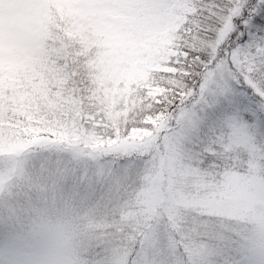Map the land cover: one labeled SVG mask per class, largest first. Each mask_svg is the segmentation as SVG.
Instances as JSON below:
<instances>
[{
    "label": "snow or ice",
    "instance_id": "obj_1",
    "mask_svg": "<svg viewBox=\"0 0 264 264\" xmlns=\"http://www.w3.org/2000/svg\"><path fill=\"white\" fill-rule=\"evenodd\" d=\"M159 6L171 24V42L152 56L144 78L110 97L77 90L69 79L51 96V113L14 117L0 96V143L26 137L36 148L78 145L81 164L66 183L89 203L112 200L155 173L162 158L175 156L158 215L119 225L104 248L119 244L123 264H253L243 258L238 234L217 217L190 211L176 228L168 210L180 191H212L201 189L198 174L218 181L227 169L243 166L235 143L241 134L264 157V0H160ZM53 58L70 74L63 51ZM100 144L105 147H85ZM18 239L0 264H31L23 258L29 237ZM194 239L205 251L188 259L182 248Z\"/></svg>",
    "mask_w": 264,
    "mask_h": 264
},
{
    "label": "rangeland",
    "instance_id": "obj_2",
    "mask_svg": "<svg viewBox=\"0 0 264 264\" xmlns=\"http://www.w3.org/2000/svg\"><path fill=\"white\" fill-rule=\"evenodd\" d=\"M159 4L160 0H0V96L12 105L10 110L5 106L6 113H51V96L64 90L69 79L78 82L77 90L87 87L110 97L144 78L152 56L171 42V24ZM61 51L74 61L76 78L72 69L65 72L53 58ZM235 143L243 149V166L227 169L218 181L198 174L201 189L212 191H180L168 216L176 228L190 211L215 216L238 234L246 251L243 258L264 264V157L244 134ZM77 152L82 150L75 144L30 147L26 137L0 143V156L5 157L0 159V262L22 234L30 239L23 258L31 264L105 259L123 264L119 244L104 248L113 230L158 215L170 186L168 173L176 168L175 156L162 158L155 173L145 174L141 184L120 189L112 200L89 203L66 183L81 164ZM182 251L188 259L196 258L205 245L194 239Z\"/></svg>",
    "mask_w": 264,
    "mask_h": 264
},
{
    "label": "trees",
    "instance_id": "obj_3",
    "mask_svg": "<svg viewBox=\"0 0 264 264\" xmlns=\"http://www.w3.org/2000/svg\"><path fill=\"white\" fill-rule=\"evenodd\" d=\"M69 58V64H70V66H71V69H72V71L74 72V76H75V78L77 77V72L75 73V71H76V68H75V64H74V61L72 60V58L71 57H68Z\"/></svg>",
    "mask_w": 264,
    "mask_h": 264
}]
</instances>
